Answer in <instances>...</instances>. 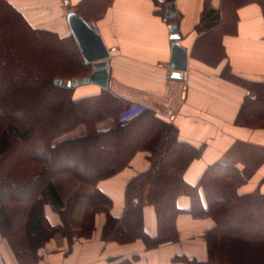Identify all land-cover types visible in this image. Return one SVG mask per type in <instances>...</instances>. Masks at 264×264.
<instances>
[{
	"label": "trees",
	"instance_id": "16d2710c",
	"mask_svg": "<svg viewBox=\"0 0 264 264\" xmlns=\"http://www.w3.org/2000/svg\"><path fill=\"white\" fill-rule=\"evenodd\" d=\"M2 1L0 234L17 263L35 264L39 249L56 233L68 242L89 239L97 213L105 214L103 241L125 244L138 239L145 248L153 249L178 240L176 220L186 212L192 218L209 216L214 221L204 235L207 260L188 264H264V194L256 189L238 193L237 168L217 163L206 167L196 185L184 182L185 168L200 156L201 147L180 142L175 128L154 111L143 109L134 118L123 120L126 100L110 91L74 99L72 89L55 86L56 79L80 77L89 71L74 40L28 28ZM217 19L216 10L205 11L204 28ZM41 53L49 57L41 58ZM256 94L258 99L247 101L251 103L247 112L258 111L250 107L255 102L264 105V87L256 88ZM106 118H113V125L97 132L96 123ZM80 124L86 126V134L57 141ZM137 151L147 152L150 169L126 184L122 216L113 217L110 198L96 190L74 230L67 217L70 201L60 195L64 178L71 194L78 186H94L125 168ZM181 195L190 199L188 210L177 204ZM46 205L62 222L49 223ZM144 205L154 208V237L143 229Z\"/></svg>",
	"mask_w": 264,
	"mask_h": 264
},
{
	"label": "crops",
	"instance_id": "0c3cea01",
	"mask_svg": "<svg viewBox=\"0 0 264 264\" xmlns=\"http://www.w3.org/2000/svg\"><path fill=\"white\" fill-rule=\"evenodd\" d=\"M20 15L28 28L45 30L59 38L71 37L67 15L96 27L107 48L108 87L86 83L72 89L73 98L97 95L100 91L126 100L122 119L128 121L143 109L165 118L176 130L180 142L201 147L199 157L188 163L184 182L196 185L206 167L221 164L237 168L241 186L238 193L264 194V105L256 100V88L264 87V0H174L175 15L166 18L167 0H3ZM213 9L217 22L204 28V13ZM176 29V40H172ZM94 30V29H93ZM174 35V34H173ZM76 47L79 51L76 41ZM176 42L186 51L185 71L171 70V47ZM114 49V50H112ZM81 59L88 73L67 81L87 77L93 63ZM244 110L241 111L243 104ZM246 109V110H245ZM114 123L106 118L95 125L106 131ZM87 128L80 124L67 136L79 137ZM69 138V137H67ZM150 169L145 151H137L128 165L114 176L94 186L81 185L69 203L68 222L74 230L80 224L86 203L96 190L111 200L110 214L120 218L124 211L126 184ZM202 193V192H201ZM203 196V193L201 194ZM183 210L190 208L186 195L177 198ZM46 205L49 223L56 226L60 216ZM143 229L156 236L154 208H142ZM105 214L97 213L89 239L68 242L60 233L45 242L35 264H188L208 258L205 233L214 226L209 216L177 217L176 242L153 249L141 240L125 244L103 241L101 230ZM76 227V228H75ZM40 255V256H39ZM0 264H18L6 239L0 234Z\"/></svg>",
	"mask_w": 264,
	"mask_h": 264
},
{
	"label": "water",
	"instance_id": "95a60500",
	"mask_svg": "<svg viewBox=\"0 0 264 264\" xmlns=\"http://www.w3.org/2000/svg\"><path fill=\"white\" fill-rule=\"evenodd\" d=\"M174 0H167L169 3L166 18L175 15L173 8L170 7ZM67 22L71 34L77 43L82 58L87 63H93L92 73L87 77L72 79L71 81H62L56 79L54 85L57 87L73 88L77 85L86 83L96 84L102 89L108 87V58L110 54L105 47L100 35L95 33L94 30L88 25L86 21L78 17L74 12L67 15ZM171 39L174 41L178 37L175 35L176 29H172ZM174 34V35H173ZM187 68V55L186 51L182 49L176 42H173L171 47V60L169 69L185 71Z\"/></svg>",
	"mask_w": 264,
	"mask_h": 264
},
{
	"label": "rangeland",
	"instance_id": "374dc122",
	"mask_svg": "<svg viewBox=\"0 0 264 264\" xmlns=\"http://www.w3.org/2000/svg\"><path fill=\"white\" fill-rule=\"evenodd\" d=\"M40 57L41 58H43V57H46V58H48L49 57V55L48 54H46V53H41V55H40ZM58 80H62V81H64V82H66L68 79H58ZM74 95V94H73ZM75 99V98H74ZM67 137H69V138H72V137H74V136H67V132L65 133V134H63L62 136H60L58 139H57V141L59 140V139H67ZM3 162H4V164H7V161L6 160H3ZM64 184H65V187H62V188H60V195H61V197H62V200H64V201H71V198H73V194H74V192L71 194V192H70V190H69V188L67 189V179H65L64 178ZM75 191V190H74ZM68 217V216H67ZM60 222H62L61 221V219H60ZM63 222H65V223H67V220H63Z\"/></svg>",
	"mask_w": 264,
	"mask_h": 264
},
{
	"label": "built area",
	"instance_id": "2783aa9c",
	"mask_svg": "<svg viewBox=\"0 0 264 264\" xmlns=\"http://www.w3.org/2000/svg\"><path fill=\"white\" fill-rule=\"evenodd\" d=\"M91 24H92L91 26L93 27L94 31L97 32L95 25H93L94 23H91ZM112 50H114V49H112Z\"/></svg>",
	"mask_w": 264,
	"mask_h": 264
}]
</instances>
